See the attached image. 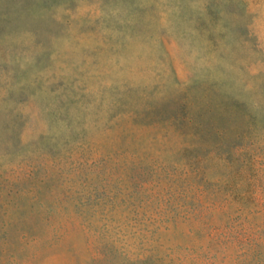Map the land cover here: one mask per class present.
Masks as SVG:
<instances>
[{"label":"rangeland","instance_id":"1","mask_svg":"<svg viewBox=\"0 0 264 264\" xmlns=\"http://www.w3.org/2000/svg\"><path fill=\"white\" fill-rule=\"evenodd\" d=\"M26 116H0V264H264V0H0Z\"/></svg>","mask_w":264,"mask_h":264},{"label":"crops","instance_id":"2","mask_svg":"<svg viewBox=\"0 0 264 264\" xmlns=\"http://www.w3.org/2000/svg\"><path fill=\"white\" fill-rule=\"evenodd\" d=\"M0 26V116H26L25 53L23 34L12 47Z\"/></svg>","mask_w":264,"mask_h":264}]
</instances>
